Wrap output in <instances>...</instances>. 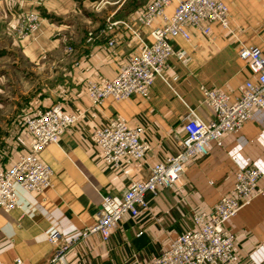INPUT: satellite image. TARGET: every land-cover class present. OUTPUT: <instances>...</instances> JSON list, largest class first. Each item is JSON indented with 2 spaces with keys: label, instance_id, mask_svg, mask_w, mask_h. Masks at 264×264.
<instances>
[{
  "label": "crops",
  "instance_id": "1",
  "mask_svg": "<svg viewBox=\"0 0 264 264\" xmlns=\"http://www.w3.org/2000/svg\"><path fill=\"white\" fill-rule=\"evenodd\" d=\"M150 1L0 0V110L10 109L8 114L0 112L1 122L10 123L0 130V138L8 140L6 170L32 148L33 136L18 126L26 118L54 105L77 117L57 143L39 154V160L52 169L50 186L39 193L17 186L19 208L0 209L3 262L140 264L195 228V214L209 211L232 192L240 168L260 169L264 191V111H258L208 157L190 162L174 188L147 195L149 209L137 219L127 217L107 243L98 234L90 236L74 244L63 262H51L57 248L49 242L50 235L59 232L66 241L77 237L95 223L104 196H120L131 182L144 179L155 163L176 154L190 111L204 120L213 118L201 87L220 89L232 101L241 96L245 82L253 77L237 55L240 46H255L264 56V0H223L229 9V29L212 23L208 36L190 28V40L173 39L174 49L184 51L190 61L171 57L148 98H109L94 106L88 83L116 77L119 68L141 50L140 39L150 42L152 28L163 26L161 18L150 28L141 26ZM180 1L172 0L167 15ZM29 13L39 15L41 24L20 40L16 27ZM67 47L73 52L68 53ZM111 120L144 129L143 140L149 145L144 161L121 169L105 163L92 135ZM230 227L236 236L235 264H264V194L244 206Z\"/></svg>",
  "mask_w": 264,
  "mask_h": 264
},
{
  "label": "built area",
  "instance_id": "2",
  "mask_svg": "<svg viewBox=\"0 0 264 264\" xmlns=\"http://www.w3.org/2000/svg\"><path fill=\"white\" fill-rule=\"evenodd\" d=\"M171 4L172 0H151L147 4L141 26L150 28L157 18L163 20V26L152 28L150 42L140 39L141 50L119 68L116 77L102 83H88V96L94 106H101L109 98L115 101L134 95L148 98L155 78L163 77L171 57L177 56L184 63L190 61L184 51H176L172 45L176 38L190 40V28L205 36L210 34L209 24L212 23L229 29V9L223 0H181L169 16L166 11ZM21 21V38L35 32L40 25V18L35 13L21 16ZM67 52L72 49L68 48ZM237 55L253 77L245 82L241 96L232 101L220 89L201 87L213 118L204 120L190 111L183 122L185 138L178 140L176 154L155 163L144 179L131 182L120 196H104L95 223L77 237L66 241L59 232L50 235L49 242L57 248L51 262H63L74 244L90 236L98 234L101 241L107 243L127 217L137 219L149 209L147 195L157 196L161 191L174 188L190 162L208 157L227 136L242 130L256 112L264 111V56L255 46H240ZM76 121L77 117L67 116L60 105L38 110L26 119V128L34 142L26 155L13 162L8 171L0 173V209L10 212L19 208L17 186L38 193L50 186L52 169L39 160V154L49 144L57 143ZM143 134L142 127H130L111 120L96 128L92 137L105 163L121 169L145 160L149 145L143 140ZM261 176L262 172L253 166L237 170L232 192L222 196L209 211L196 213L195 228L172 240L156 258L140 264H235L236 236L230 222L257 195L264 194L260 188ZM0 264H23V261L16 259L13 263H5L0 259Z\"/></svg>",
  "mask_w": 264,
  "mask_h": 264
},
{
  "label": "rangeland",
  "instance_id": "3",
  "mask_svg": "<svg viewBox=\"0 0 264 264\" xmlns=\"http://www.w3.org/2000/svg\"><path fill=\"white\" fill-rule=\"evenodd\" d=\"M48 0H46V1H44V2H38V0H36V2H37V4H43V3H45V2H47ZM39 16V15H38ZM39 18H40V16H39ZM40 20H41V18H40ZM21 24H22V21H21V19H20V21H19V24H18V26L16 27V36L20 39V40H24V39H26L29 35H31L32 33H28V35L26 36V38H21L20 36H19V31H20V26H21ZM40 24H41V21H40ZM39 28V27H38ZM34 33V32H33ZM68 48H71V47H67V49ZM66 49V50H67ZM72 49V48H71ZM72 52H73V49H72ZM72 52H70V53H72ZM69 53V52H68ZM9 108H2L1 110H0V112H1V114H8V112H9ZM27 119V118H26ZM26 119L23 121V122H21L18 126L20 127H22V128H24V129H26L27 130V128H26ZM6 125H8V127H9V125H10V123L8 122L7 124H4V122L2 123L1 122V120H0V130H3V127L4 126H6ZM27 132H28V130H27ZM3 136V135H2ZM7 141L8 140H6V139H2V138H0V148H1V151H2V168H3V171L2 172H6L7 170H6V168H5V166H6V164H7V162H8V152H7V146H8V144H7ZM18 141H19V143H20V141H22V140H20V139H18ZM260 170V169H259ZM261 171V170H260ZM262 172V171H261ZM262 175H263V172H262ZM262 177V176H261ZM260 180H261V178H260Z\"/></svg>",
  "mask_w": 264,
  "mask_h": 264
}]
</instances>
